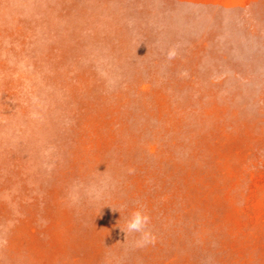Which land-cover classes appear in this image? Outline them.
<instances>
[{"label": "rangeland", "instance_id": "rangeland-1", "mask_svg": "<svg viewBox=\"0 0 264 264\" xmlns=\"http://www.w3.org/2000/svg\"><path fill=\"white\" fill-rule=\"evenodd\" d=\"M0 264H264V0H0Z\"/></svg>", "mask_w": 264, "mask_h": 264}, {"label": "clouds", "instance_id": "clouds-1", "mask_svg": "<svg viewBox=\"0 0 264 264\" xmlns=\"http://www.w3.org/2000/svg\"><path fill=\"white\" fill-rule=\"evenodd\" d=\"M149 217L142 210L136 209L131 212L127 222L126 231L128 233L139 232L142 233V238L145 243L151 242L149 234L146 232L147 225L149 223ZM124 232V229H121Z\"/></svg>", "mask_w": 264, "mask_h": 264}]
</instances>
